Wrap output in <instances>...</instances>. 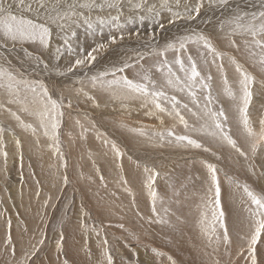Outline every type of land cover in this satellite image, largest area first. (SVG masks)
Returning <instances> with one entry per match:
<instances>
[{
    "label": "rangeland",
    "instance_id": "374dc122",
    "mask_svg": "<svg viewBox=\"0 0 264 264\" xmlns=\"http://www.w3.org/2000/svg\"><path fill=\"white\" fill-rule=\"evenodd\" d=\"M240 1L246 0H230L228 6H235ZM204 3H209V0H204ZM222 12L221 10L216 14L203 15L200 19L202 27L192 31L167 34L159 41L150 43L138 55L131 52L127 55L128 59L119 60L120 64H112L111 68L120 67L126 61L132 67L126 69L124 74L130 79H138L136 73L141 71V65L147 69L163 60L164 56H157L155 52L162 50L170 42L180 40L183 33H203L209 36L214 46L226 54L222 61L223 74L217 68L221 63L219 59L213 64L215 66L213 69H211L210 54H207L209 63L203 62L200 53L205 50L201 45L189 43L187 52H182L180 55L185 63H187V55H192L202 75L210 73L215 77L211 81L214 99L210 107L217 110L222 106L225 114L228 113L229 120L225 125V131L238 141V146L243 151L249 153L247 159L225 142L207 135L203 130L191 131L193 127L200 129L204 121H199L200 119L182 107L183 104H188L193 112L199 110L192 102L187 89L179 90L183 85L176 87L166 85L163 74L166 70L160 72L153 68L152 78L158 88H163L169 96L175 95L180 101L179 111L188 121L189 129H185L179 122L168 102L162 101L169 111H173V115L169 116L167 113L151 115L150 112H155L151 104L142 107L140 100H130L122 105L120 101L113 100L108 92L92 88L89 78L111 69L108 61L120 56L118 52L117 56H111L115 53L112 52L98 59L102 61L92 68L88 66L89 72L81 77L77 76L76 79L56 82L54 77H45L44 73L49 74L52 71L70 73L66 72V69L75 59L91 50L90 42L86 39L82 40L85 30L89 29L82 22L70 23L63 30L52 25L49 46L42 45L41 51L24 42L16 44L18 46H15L16 48L13 45L11 48L8 45L0 46V66L8 68L17 75L18 79L42 82L48 88L52 99L62 103L63 112V116L59 118L57 145L48 136L43 135V129L33 134L30 129L22 128L10 114L9 109L16 112L25 123H32L34 126H37L36 118L24 112L20 104L9 103L7 93L0 89V103L4 105L0 108V127L5 129L0 150L8 153L6 163L4 157L0 155V264H17V261H24V264H65V262L76 264L72 250L67 246L70 236L66 230L68 228V233L73 231L76 223L80 230L77 228V233L82 232L79 233L82 235L80 253L91 262H94L95 257L98 258L97 264H106L102 255L105 248L109 249L111 255L116 252L118 254L129 247L123 245L127 242V244L140 242L144 245L148 264H173V261L175 264H206L205 262L208 264V258L203 254L204 250L192 245L194 241L205 244L204 234H200L203 236L202 240L197 237V240L192 241L193 235L182 232L196 225L202 213H207L208 221L211 222V206L204 207L203 203L210 181L206 166L209 163L219 169L217 175L221 181V206L225 213V221L228 220L231 224L227 225L226 222L228 230L234 232L235 237L238 238L235 251L241 262L239 264H251L247 241L251 217L248 211V197L243 191V186L247 184L251 190L264 194V164L262 165L264 160L259 161V156L264 157V149L258 150L255 156L251 154L249 143L238 124L235 107L238 100L229 98L223 92V85H220L223 83V75H226L233 91L238 93L239 74L229 60L231 56H235L248 71L256 75L257 81L261 79V74L259 67L254 65L244 51L243 42L238 36L235 39L241 45L239 51L231 46L229 38L221 30L215 33L214 27L211 31L207 29L211 22L216 23L214 20L218 19ZM94 13H102V11L86 10L88 16ZM91 19L93 28L90 31H98L94 27L95 24H99L98 20ZM217 29L218 27L215 30ZM91 34L93 37L98 36L95 32ZM97 41L103 43L102 39ZM175 55L176 53L169 50L166 54L169 63L174 61ZM178 69L179 66L173 64V71L183 78V73ZM108 78L111 79V75ZM81 88L89 95L85 96L83 92L78 91ZM195 91L202 108L207 90L201 91L197 87ZM69 102L71 108L68 107ZM231 104L232 113L227 106ZM249 114L254 128L259 131L258 121L264 118V93L261 92L259 85L254 86ZM157 116L163 119V125ZM77 121L80 123L77 124ZM81 125L88 131L84 132ZM140 127L144 128L146 136L129 131L130 128ZM167 129H173L176 135H191L211 151H205L204 147H184L176 143L174 138L172 143L158 142L153 133L166 132ZM104 138L115 141L123 153L122 157L115 156L110 147L104 145ZM17 139L21 142L19 147L15 143ZM57 146L63 154V159L56 152ZM142 158L143 160H140ZM146 168L149 171H145ZM156 172L159 175L155 176L153 182L150 176ZM65 176L68 178L67 183L64 182ZM151 191L157 194L155 212H153ZM121 224L124 225L123 228L120 227ZM240 225L245 229L244 232L241 231ZM82 228L84 230L81 231ZM218 228L219 225L217 230ZM9 235L11 242L7 243ZM105 238L107 244L103 243ZM183 241L186 243L182 245ZM255 247L258 264V256H261L260 259L264 257V234ZM153 249H156V252ZM207 249L213 258L214 256L210 254L212 251L210 246ZM261 251L263 254L260 253ZM123 261L124 264H138V261L133 259Z\"/></svg>",
    "mask_w": 264,
    "mask_h": 264
},
{
    "label": "snow or ice",
    "instance_id": "6c2138e0",
    "mask_svg": "<svg viewBox=\"0 0 264 264\" xmlns=\"http://www.w3.org/2000/svg\"><path fill=\"white\" fill-rule=\"evenodd\" d=\"M230 0H209V6L215 4L220 7L228 6ZM127 3L133 9H143L149 14L159 16L160 12L166 10L171 13L174 19H180L186 17L188 19H195L200 15L201 9L204 7V0H195V3L189 4L187 0H157V3H150L149 0H137L133 3V0H127ZM124 0H0V46H7L9 42L15 46L17 43L24 41H39L44 47H48L52 37V25H56L61 30L71 24H86L89 29L93 28V21L85 12H91L92 10L99 9L101 11L116 10V15H110L109 19H104L102 16H98V22L103 25L106 23L112 24L119 31V40H124L123 26L119 23L121 15L123 13ZM183 8V11L179 9ZM260 7L264 9V0H260ZM177 9L174 11L173 9ZM193 13L195 15H193ZM143 19V17H141ZM171 22V21H170ZM163 27V25H161ZM220 30L229 38V43L237 51L240 50L241 45L237 43L235 37H239L243 42V49L247 53L248 57L253 61L254 65H257L260 70L261 79L257 81V76L248 71L243 64H241L235 56L229 57L230 62L235 66V71L239 74V89L238 93L233 91L232 86L229 84L226 75H223V92L231 97L233 100H238L236 104V112L239 127L242 129L248 143L249 151L253 156L258 150L264 149V118L259 119V131L253 126V121L250 118L249 106L253 101L254 86L259 85L260 90L264 93V10L257 12H241L237 11L228 16L220 22ZM75 33H73L74 35ZM139 38V33L136 34ZM151 38V37H150ZM117 43V36L113 35L109 38L108 43H99L86 54L80 55L75 59L74 63L66 69L67 72H73L77 68H87L97 61L98 55L107 50L110 45ZM201 45L204 52L200 53L205 64L209 63L207 54L212 56L211 63L216 64L217 59L221 61L217 65L218 70L223 74L224 65L223 58L225 53L219 51L213 44L212 39L203 34L195 33L192 36H185L180 38L177 42H170L165 47L155 52L157 56H164L163 60L157 62V64L145 69L141 65V71L136 73L137 78H129L125 75V70L132 67L128 62H123L120 67H113L109 70L99 72L92 75L89 78V82L92 88H99L110 94L111 98L116 101H120L123 105L125 101L140 100L141 106L146 107L149 104L153 106L155 112H150L151 115L157 113H167L169 116L173 115L179 119V122L183 124L185 129H189L188 121L179 111L180 101L175 95L169 96L163 88H158L156 81L152 78V70L155 68L157 71L164 72L166 70L165 82L166 85L171 87H180V91L187 89L188 95L192 98V102L199 109L197 112H193L188 104H183L182 107L191 112L197 119L203 120L204 123L200 129L192 128L191 131L206 132L207 135L214 138H218L222 142H225L228 146L234 149L240 156L248 158L249 153L243 151L238 146V141L234 139L228 132L225 131V125L227 124L229 117L225 114L223 107L214 110L210 105L213 102L214 97L211 92L212 75H202L198 68L196 59L192 55H187V63L181 58L180 53L187 52L188 44ZM172 50L175 55V59L172 63L167 60L166 54ZM59 51V50H57ZM173 64L179 66V72L183 73V78L177 75L173 71ZM111 75V79H109ZM199 87L201 91L207 90L204 94V105L200 107V101L197 98V92L195 89ZM0 89H3L9 97V103H17L22 106V110L29 115L34 116L37 120V126L32 123H25L16 112H12L9 109L10 114L16 119L20 126L24 129H30L33 134H36L39 129H43V135L48 136L57 145L59 144L60 117L63 116L61 111L62 103L52 99L49 94L48 88L42 82H30L23 79H18L17 75L10 71L8 68L0 66ZM78 91L83 92L85 96H88V92H85L83 88ZM95 99V97H90ZM164 102H168L172 106L173 111H169L165 107ZM4 105L0 103V108ZM68 107L71 108L69 102ZM99 107V104H97ZM161 125L164 121L160 116ZM80 122L77 121V124ZM126 127V125H121ZM94 127V125H93ZM84 132L88 131L81 125ZM129 131L137 133L140 136H146L147 133L143 127L130 128ZM5 129L0 127V143L3 142V134ZM153 136L158 142L163 143L167 141L172 143L173 139L176 143L181 144L184 147L202 148L204 145L199 142L198 139H193L191 135H176L173 129H167L165 131H159L153 133ZM16 145L20 146V140L15 141ZM103 143L110 147V150L117 157H122L123 153L115 141H109L107 138L103 139ZM51 146V145H50ZM205 151H211V149L204 147ZM56 152L60 154L63 159V154L60 153V149L57 146ZM0 155L7 161V151L0 150ZM208 173L210 176L209 187L206 192V199L204 200V207L211 206V222L208 221L207 213H202L201 225L202 233L207 237L209 244L219 245L221 241L224 244L230 242L228 228L225 223V213L221 206V181L217 175L219 169L214 164H207ZM149 171V169H145ZM159 175L158 172L150 176V180L154 182L155 176ZM67 177H64V182L67 183ZM101 179H103L101 177ZM126 183V181H125ZM149 187H151L149 185ZM243 191L248 197L250 213V231L247 236L248 250L251 253V264H257L256 259V244L264 234V194L257 193L251 190L250 186L245 184ZM153 197V212L155 209L156 192L151 191ZM47 203V202H45ZM255 206L254 208L252 206ZM166 222V221H160ZM10 221L8 222L10 226ZM217 224L219 228L223 230L222 235H217ZM121 228L124 225H120ZM99 235V233H97ZM215 237V240H213ZM62 240V238H61ZM7 243L11 242V236H8ZM43 241H41L42 243ZM104 244L108 241L105 238ZM58 247L60 243L58 242ZM156 252V249H153ZM34 254V253H33ZM102 255L105 258L106 264H113V257L108 249H104ZM171 259V257H169ZM17 264H24V261H17ZM67 264V262H65ZM173 264L175 262L173 261ZM218 264V262H217Z\"/></svg>",
    "mask_w": 264,
    "mask_h": 264
},
{
    "label": "bare ground",
    "instance_id": "6f19581e",
    "mask_svg": "<svg viewBox=\"0 0 264 264\" xmlns=\"http://www.w3.org/2000/svg\"><path fill=\"white\" fill-rule=\"evenodd\" d=\"M126 2H124V7H123V13L121 15V19L119 21V23L123 26V32H124V40H119V34L120 31L114 27L112 24L110 23H106L101 25L99 24H95L94 27H96L98 29V31H90L91 29L85 30V36H82V40L89 41L90 42V49H92L93 47H95L97 44H99V42L97 41L98 39H102L103 43H108L109 38L113 35L117 36V43L114 45H110V47L105 50L102 56L97 58V61H95L92 65H89L90 68L96 66L100 61L102 60H98L102 57H104L105 55L111 54L113 53L111 56H117L116 53L118 52V54L120 53L121 55L117 56L116 59H111L109 60V66L111 68L112 64L118 63L120 64L119 60H125L128 59V54H130L131 52L135 55H138L139 52L144 51L150 43L152 42H156L159 41L162 37H164L167 34H173L172 32H182V31H192L195 29H198L200 27H202V23L200 22V19L203 15L205 14H216L218 12H220L221 10L223 11L220 15V17L216 20H214L216 23L211 22L210 25H208L207 29L209 31L212 30V27H214V31L215 33L218 32V30H220V22L222 20H224L225 18H227V16L232 15L233 13L237 12V11H241V12H248V13H252V12H259L260 10H264L261 9L260 7V0H246L244 2L240 1L237 2L235 4V6H226L223 8L218 7L217 5L213 4L211 6H209V3H204V7L201 9V13L200 15L196 16L195 19H188L186 17H181L180 19H174L171 15V13L167 12L166 10H163L160 12L159 16H154L153 14H149L147 13L145 10L143 9H133L131 8V6L127 3V0H125ZM137 2V0H133V3ZM150 3H157V0H149ZM184 0H182V4H183ZM189 4L195 3V0H189L188 1ZM99 9H95L92 10L91 12H96ZM174 11H176L177 9H173ZM180 11H183V8L181 7V9H179ZM86 12V10H85ZM110 15H116V10H103L102 13H94L89 15L90 18H95L97 19L98 16H102L104 19H109ZM193 15H195L193 13ZM141 17H143V19H141ZM171 21V22H170ZM161 25H163V27H161ZM218 27L217 30H215ZM92 32H95L98 34V36L93 37L92 36ZM139 33V38H137L136 34ZM187 34V35H186ZM195 34L194 32L192 33H183L180 37H185V36H191ZM185 35V36H183ZM151 37V38H150ZM25 44H27L28 46H32L35 48V50L37 51H41L42 50V45L39 43V41H24ZM10 44V45H9ZM18 44V43H17ZM12 43L9 42L8 46H10L11 48ZM16 46V45H15ZM14 46V47H15ZM2 47V46H1ZM4 47V46H3ZM18 47V46H16ZM15 47V48H16ZM119 50H123V51H119ZM127 56V57H126ZM132 56V55H131ZM132 58V57H131ZM24 66V65H23ZM26 66V65H25ZM108 66V68H109ZM22 68V66H21ZM25 68V67H24ZM28 68V67H27ZM106 68V67H105ZM104 68V69H105ZM215 68V66H213V64H211V69ZM27 70V69H25ZM89 67L87 68H77L74 69L73 72H70L68 74H64V73H59V71H52L51 73H44L45 77H54V81L56 82H60L64 79H76L77 76L81 77L83 75H85L86 73L89 72ZM107 70V69H106ZM215 70V69H214ZM98 71V70H97ZM95 71V72H97ZM65 72V71H63ZM67 72V71H66ZM220 73V72H219ZM92 74V73H91ZM166 76V72L163 73ZM162 74V75H163ZM57 75V76H56ZM56 76V77H55ZM213 76V75H212ZM215 77H213L214 79ZM223 81V80H222ZM221 81V83H222ZM216 82V80H215ZM214 84V82H213ZM223 83L220 85L222 86ZM222 88V87H221ZM219 95V93H218ZM76 98V97H75ZM83 98V97H81ZM228 98V97H227ZM230 98V97H229ZM85 99V98H83ZM88 100V99H87ZM230 101V100H229ZM89 103V102H88ZM91 103V102H90ZM236 103V102H235ZM87 105V104H86ZM89 106V105H88ZM92 107V105H90ZM228 106V110L230 113H232V104L231 106ZM89 107V108H91ZM94 107V106H93ZM256 107V106H255ZM97 111V110H96ZM234 111V110H233ZM226 112H228L226 110ZM226 115H228V113H226ZM254 120V118H253ZM201 121V120H199ZM198 123V121H197ZM255 125V124H254ZM257 126V125H256ZM258 128V127H256ZM5 139H7L5 137ZM9 140V139H7ZM92 140V139H91ZM7 145V144H6ZM10 149V148H9ZM10 152V150H8ZM12 153V152H11ZM13 154V153H12ZM264 154V153H263ZM139 155V154H138ZM258 155V154H257ZM142 156V154H141ZM146 156V155H145ZM144 156V157H145ZM138 157V156H137ZM140 157V156H139ZM257 157V156H256ZM8 158V157H7ZM11 159V158H10ZM263 159L264 157L261 158V156H259V161ZM13 160V159H12ZM25 160V159H24ZM140 160H143L140 159ZM245 160V159H244ZM261 160V161H263ZM255 161V160H254ZM148 163V162H147ZM151 163V162H150ZM148 163V164H150ZM16 164V163H15ZM147 164V165H148ZM255 164V163H254ZM264 163L262 162V165ZM17 165V164H16ZM256 165V164H255ZM261 166V165H259ZM9 167V165H8ZM258 168V167H257ZM260 171V170H259ZM148 173V172H147ZM259 174V173H258ZM263 174V173H262ZM260 175V174H259ZM220 178V177H219ZM166 180V179H165ZM204 180V179H203ZM201 182V181H200ZM190 183V182H189ZM33 187V186H32ZM3 190V189H2ZM131 191V190H130ZM9 193V192H8ZM188 194V193H187ZM189 195V194H188ZM192 196V194L190 195V197ZM7 197V196H6ZM7 199V198H6ZM5 199V200H6ZM189 201V199H188ZM124 204V203H123ZM22 205V204H21ZM191 205V204H190ZM23 206V205H22ZM78 206V205H77ZM76 206V207H77ZM80 206V205H79ZM187 206V205H186ZM193 206V205H192ZM75 207V208H76ZM174 207V206H173ZM177 207V206H176ZM175 207V208H176ZM195 207V206H194ZM159 208V207H158ZM181 208V207H180ZM80 209V208H79ZM179 209V207H178ZM177 209V210H178ZM183 209V208H181ZM195 209V208H194ZM137 209H135L136 211ZM21 211V210H20ZM23 211V210H22ZM174 211V210H173ZM183 211V210H182ZM190 211V210H188ZM195 211V210H194ZM2 212V211H1ZM24 212V211H23ZM161 212V211H160ZM230 212V211H229ZM228 212V213H229ZM187 213V212H186ZM195 213V212H194ZM201 213V212H200ZM178 214V213H177ZM180 214V213H179ZM178 214V215H179ZM196 214V213H195ZM173 215H176L173 213ZM184 215V214H183ZM75 216V215H74ZM143 216V215H142ZM182 216V215H181ZM188 216V215H187ZM227 216V215H226ZM231 216V215H230ZM23 217V216H22ZM76 217H79V215H76ZM133 217L135 218V215H133ZM160 217V216H159ZM179 217V216H178ZM80 218V217H79ZM161 219V217H160ZM185 219V218H184ZM79 220V219H78ZM182 220V219H181ZM200 217L197 221V224L192 226L190 229L185 230L182 232V234L186 235H193L194 238L192 239V241L197 240V237L201 239V237L204 236L206 242L205 244H200L198 241H194L193 242V246L198 247L204 250L205 257L208 258V264H239L240 259L238 258V256L236 255V251L235 248L237 246V242L236 239L238 240V238L235 237L234 232L228 230V234H229V238H230V242L228 244H224L222 241L219 245L216 244H209L208 239L205 235L201 236L200 234H203L201 231V225L199 223L200 221ZM210 220V219H209ZM138 221V220H137ZM144 221V220H143ZM158 222H160L159 220H157ZM183 221V220H182ZM187 221V220H186ZM189 221V220H188ZM78 222V221H77ZM174 222V221H173ZM178 222V221H177ZM175 222V223H177ZM228 222V220L225 221V223ZM184 223V222H183ZM180 224V223H179ZM187 224V223H186ZM193 224V223H192ZM218 225V224H217ZM227 225H231L229 222L227 223ZM15 226V225H14ZM158 226V225H157ZM241 228V231L244 232L245 229L240 225L239 226ZM72 228V226H71ZM77 223L75 224V227L73 229V231H71V235L70 233H68V228L67 230V234H69V239L67 242V246L69 248H71L72 250V254H73V258L75 260L76 264H97V259L98 258H94V262H91L89 259H87L85 256H83L80 253V237H82V232H79V228H78V232L81 233L79 235V233H77ZM157 228V227H156ZM177 229V227H175ZM158 229V228H157ZM171 229V228H170ZM181 229V228H180ZM185 229V228H184ZM84 230L83 228L81 229V231ZM238 229H235V231H237ZM223 230L218 228L217 230V235H222ZM176 234V232H174ZM141 234V233H140ZM180 234V233H178ZM162 235V234H161ZM164 238V236H163ZM168 239V238H167ZM185 239V238H184ZM202 240V239H201ZM213 240H215V237H213ZM168 241V240H167ZM122 242V241H121ZM169 242V241H168ZM185 241L182 242V245ZM201 242V241H200ZM120 243V242H119ZM128 243V242H127ZM123 244V245H127L129 246L127 249H125L124 252H117L112 254L114 256L113 257V264H124V259H126V262L129 259H133L138 261V264H148L146 258H145V253L147 252V250H145L143 247L144 245L142 243H135V244ZM186 243V242H185ZM203 243V242H202ZM180 245V244H179ZM122 246V245H121ZM208 246H210L211 248V252L210 254H212L214 257L212 258L209 253H208ZM187 248V247H186ZM264 249V248H263ZM100 250V249H99ZM109 250V249H108ZM117 250V249H116ZM120 250V249H119ZM197 250V249H196ZM113 252V251H112ZM261 254H263V251L260 252ZM198 256V255H197ZM196 256V257H197ZM260 255L258 256L259 260H258V264H264V257L260 259ZM199 258V257H198ZM196 259V258H195ZM245 259V258H244ZM205 262V261H204ZM207 264V262H205ZM241 263V262H240ZM244 264V263H243Z\"/></svg>",
    "mask_w": 264,
    "mask_h": 264
}]
</instances>
